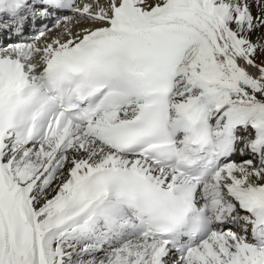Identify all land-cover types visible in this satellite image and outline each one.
Instances as JSON below:
<instances>
[{
    "label": "snow or ice",
    "instance_id": "1",
    "mask_svg": "<svg viewBox=\"0 0 264 264\" xmlns=\"http://www.w3.org/2000/svg\"><path fill=\"white\" fill-rule=\"evenodd\" d=\"M0 264H264V0H0Z\"/></svg>",
    "mask_w": 264,
    "mask_h": 264
}]
</instances>
